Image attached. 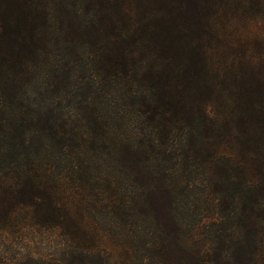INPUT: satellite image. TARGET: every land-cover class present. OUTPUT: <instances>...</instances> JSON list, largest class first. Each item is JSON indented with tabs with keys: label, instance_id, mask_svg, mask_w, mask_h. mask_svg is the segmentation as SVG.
Instances as JSON below:
<instances>
[{
	"label": "trees",
	"instance_id": "obj_1",
	"mask_svg": "<svg viewBox=\"0 0 264 264\" xmlns=\"http://www.w3.org/2000/svg\"><path fill=\"white\" fill-rule=\"evenodd\" d=\"M68 1L27 13L36 48L0 25V234L49 238L48 264H264V50L257 67L239 49L238 67L202 81L195 34L169 2L130 29L108 15L120 0ZM108 40L125 49L110 54ZM38 64L55 92L44 114L23 97ZM79 84L86 111L54 113L61 87ZM211 96L230 106L226 128ZM226 136L253 151L229 156Z\"/></svg>",
	"mask_w": 264,
	"mask_h": 264
},
{
	"label": "rangeland",
	"instance_id": "obj_2",
	"mask_svg": "<svg viewBox=\"0 0 264 264\" xmlns=\"http://www.w3.org/2000/svg\"><path fill=\"white\" fill-rule=\"evenodd\" d=\"M56 1L58 0H0V25H5L7 22V30L13 31V36L24 35V38L29 41L28 45H33L36 48V44L39 43V38L36 39V35L33 33L35 32L33 27L36 24L31 22L27 13L33 11L34 14L40 15L39 10L42 9L43 4L51 9L56 5ZM63 1L69 2L68 0ZM168 2L170 4L169 16L174 17L172 19L177 27L182 28L186 33L195 34V39L191 40L192 45H197L201 67L207 69L204 74L201 71L200 79L202 81L206 79L212 81L213 75L223 73L230 63L234 64L233 67H238L236 51L239 49H245V55L247 54L252 59L251 63L255 67L258 66L259 63L255 60L262 54L261 50H264V16L261 13L264 0H120V2H114L119 5L118 12L110 10L108 15L121 17L125 23L130 25V29H133L140 26L151 15L165 13ZM54 14H59V12L51 13L52 17ZM65 16L69 18L71 13L67 12ZM52 20L51 18L50 21ZM49 25L50 23H48V29ZM36 27L39 36L40 27L38 25ZM96 33L98 34L94 36L98 39V44L103 43V29ZM86 34L80 31L74 37L84 39L87 38ZM108 37L112 40L115 39L113 36ZM106 44H108L110 54L112 52L116 55L119 50L122 52L125 49V45L118 46L111 40H108ZM1 49L2 47H0ZM9 53L12 61L17 58L15 52L9 51ZM41 66L42 64L37 65L31 82L25 85L26 88L23 87L24 91L28 90L25 95L23 93V97L27 99L25 103L31 105L29 110L34 114H37L39 110L42 111L41 114L51 112L54 105L52 103H55L53 100L55 92L44 89L46 85L51 84V81L45 76V69L43 71L39 69ZM77 69V78L74 79L83 80L81 76L84 73L80 68ZM60 90L65 94L64 98L67 102L62 101L57 106L56 112L53 111L54 113L81 114L86 111L85 101L89 92L84 84H79L74 90L72 88L67 90L64 85ZM211 97L216 101L214 102V99L206 101L207 111H210L219 126L226 128L224 125L227 124L226 122H231L232 119L228 108L230 106L229 104L225 105L221 101L222 98ZM230 128H233V125L228 126V129ZM229 134L233 135L234 131L230 130ZM223 145L226 153L233 158H241L243 154L253 151V147L241 137L233 140L232 137L226 136ZM110 246V243H107V247ZM53 249L54 243L49 238L38 236L35 233H23L17 229L8 237L0 234V264H17L18 262L36 264L29 259V255L36 257L38 254L43 256L48 264L52 261ZM118 250V246H113L114 252ZM123 258V255L120 256V259ZM172 262V264H177L178 258H172Z\"/></svg>",
	"mask_w": 264,
	"mask_h": 264
}]
</instances>
